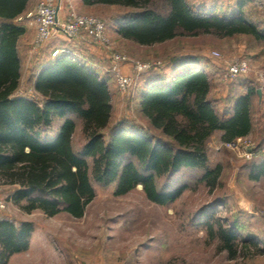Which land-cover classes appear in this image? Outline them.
Returning a JSON list of instances; mask_svg holds the SVG:
<instances>
[{
    "label": "trees",
    "instance_id": "obj_1",
    "mask_svg": "<svg viewBox=\"0 0 264 264\" xmlns=\"http://www.w3.org/2000/svg\"><path fill=\"white\" fill-rule=\"evenodd\" d=\"M80 1L89 8L127 9L115 27L123 39L141 46L202 35H244L264 42L262 24L256 25L244 11L248 0H238L230 15L213 5L197 7L191 0ZM29 2L0 0V179L18 186L13 203H25L22 207L28 213L41 211L49 217L64 213L81 219L96 196L94 183L115 184L116 196L142 185L147 199L161 206L174 203L187 189L170 182L182 170H200L198 183L216 187L222 166L208 167L207 142L218 131L224 143L252 134L253 100L258 93L250 81L235 83L246 92L221 112L210 99L209 67L199 60L174 58V67L167 66L166 72L151 70L137 96L142 116L167 141L129 126H111L107 77L100 78L87 65L67 58L52 60L39 71L33 89L41 102L15 97L21 85L18 42L26 33L16 20ZM79 128L83 144L77 149L74 137ZM249 169L250 179H260L264 161ZM160 179L167 184L160 186ZM32 229L28 223L16 227L0 222V264L28 249ZM234 229L222 221L209 225L211 237L219 238L232 256L237 251Z\"/></svg>",
    "mask_w": 264,
    "mask_h": 264
},
{
    "label": "rangeland",
    "instance_id": "obj_2",
    "mask_svg": "<svg viewBox=\"0 0 264 264\" xmlns=\"http://www.w3.org/2000/svg\"><path fill=\"white\" fill-rule=\"evenodd\" d=\"M59 0H57L58 3ZM200 7L213 5L227 15L238 0H191ZM42 0L19 18L34 14ZM70 0H63L59 22L67 26V7ZM74 10L80 17L95 16L110 27L109 43L90 44L83 37L82 49L89 61L97 67V76L109 68L115 76L125 79L121 87L112 77L107 84L112 94L113 118L111 126L124 125L148 133L157 140L167 141L160 131L151 127L142 116L139 86L151 70L166 72L174 67L175 58L199 60L213 79L210 99L223 111L232 108L236 97L246 92L235 83L250 81L261 90L253 100L254 129L250 136L233 144L222 141V132H216L207 142L208 167L222 166V175L215 188L198 183L203 172L182 170L171 180L172 185L187 189L172 204L161 206L151 203L139 185L124 196H116V185L94 183L96 196L87 206L81 219L67 214L49 217L41 211L27 212L12 202L18 186H11L0 179V222L6 220L16 227L32 225L28 249L10 257L8 264H264V176L250 179L251 164L264 161V42L248 36L217 38L210 35L180 37L174 41L154 46H141L123 39L117 32L116 22L128 13L118 6L84 7L74 0ZM248 17L264 28V0H248L244 7ZM17 19L26 28L18 42L21 59V85L15 97L23 96L34 102L33 85L37 68L49 60V46L38 47L37 27ZM260 27V26H259ZM64 27H61L63 29ZM56 37H63L55 30ZM218 53V58L213 57ZM239 60L250 64L248 74L238 80L226 78L230 66ZM93 62V63H92ZM177 66V65H176ZM179 67V66H178ZM180 68V67H179ZM112 76V75H111ZM234 86V87H233ZM80 127V125H79ZM77 149L83 144L80 128L74 137ZM160 179V186L167 184ZM222 221L234 227L237 238L235 256L222 248L219 238H212L209 225ZM247 240V249L243 248Z\"/></svg>",
    "mask_w": 264,
    "mask_h": 264
},
{
    "label": "built area",
    "instance_id": "obj_3",
    "mask_svg": "<svg viewBox=\"0 0 264 264\" xmlns=\"http://www.w3.org/2000/svg\"><path fill=\"white\" fill-rule=\"evenodd\" d=\"M62 1L63 0H59L57 3V0H42L38 10L34 14H29L24 19L19 18L20 21L27 22L37 27L38 47L49 46L50 48V51H48L50 52L49 60L40 65L35 75H38L41 68L46 66L50 61L62 57L88 65L89 61L86 59L87 56L82 51V49L88 47L87 45H82L84 44L82 38L85 36L88 37L90 44L109 43V33L111 31L109 24L95 16H78L72 2H69V7H67L69 23L67 26H61L59 22V9L61 10ZM61 27L64 28L61 29ZM55 30H61L63 37H56V41L53 42V33ZM212 55L214 58H218L219 54L213 52ZM109 68L103 69L104 73L112 77L114 82H118L122 87L125 79L121 76H115V72H113L114 69L112 68L111 73ZM249 70V62L246 60H239L236 65L230 66L228 70L226 69L227 74L225 77L230 79V81L238 80L239 78L245 77ZM34 97L38 98L39 102H41L42 97L37 92ZM238 140L240 139L236 141ZM236 141L226 144H233Z\"/></svg>",
    "mask_w": 264,
    "mask_h": 264
},
{
    "label": "crops",
    "instance_id": "obj_4",
    "mask_svg": "<svg viewBox=\"0 0 264 264\" xmlns=\"http://www.w3.org/2000/svg\"><path fill=\"white\" fill-rule=\"evenodd\" d=\"M36 1H37V0H30V2H29V4H28V7H27V10L23 13V15H24L27 11L31 10V9L34 7ZM84 7H86V6H84ZM87 8H88V7H87ZM60 14H61V16H64L65 12H64L63 9L60 10ZM16 21H17V20H16ZM70 61H73V60H70ZM73 62H74V61H73ZM92 63H93V62H92ZM82 64H83V63H82ZM86 67H88V68L90 69V71H93L94 74H96V73L99 71V69H98L97 67H95V64H94V66L87 65ZM38 68H39V67H38ZM38 68H37V69H38ZM104 77H106V76H104ZM107 77H109V76H107Z\"/></svg>",
    "mask_w": 264,
    "mask_h": 264
},
{
    "label": "water",
    "instance_id": "obj_5",
    "mask_svg": "<svg viewBox=\"0 0 264 264\" xmlns=\"http://www.w3.org/2000/svg\"><path fill=\"white\" fill-rule=\"evenodd\" d=\"M257 93L259 96H261V90L260 89L257 90Z\"/></svg>",
    "mask_w": 264,
    "mask_h": 264
}]
</instances>
